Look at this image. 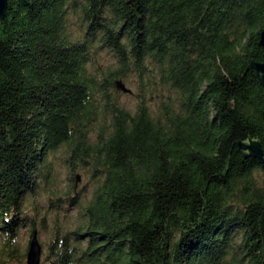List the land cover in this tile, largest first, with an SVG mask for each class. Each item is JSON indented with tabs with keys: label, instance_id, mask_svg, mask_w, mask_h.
I'll return each instance as SVG.
<instances>
[{
	"label": "trees",
	"instance_id": "trees-1",
	"mask_svg": "<svg viewBox=\"0 0 264 264\" xmlns=\"http://www.w3.org/2000/svg\"><path fill=\"white\" fill-rule=\"evenodd\" d=\"M263 29L264 0H7L6 246L17 249L25 200L63 149L70 168L90 166L95 181L78 204L79 229L53 231L52 264H264V164L238 145L258 139L264 157V82L248 66L263 59ZM103 50L116 62L92 73ZM129 76L141 84L134 112L117 87ZM151 81L168 93L154 107ZM35 230L32 222L30 237Z\"/></svg>",
	"mask_w": 264,
	"mask_h": 264
},
{
	"label": "rangeland",
	"instance_id": "rangeland-1",
	"mask_svg": "<svg viewBox=\"0 0 264 264\" xmlns=\"http://www.w3.org/2000/svg\"><path fill=\"white\" fill-rule=\"evenodd\" d=\"M75 17L70 18L71 26L69 30L74 34H79V23ZM114 55L109 50L100 51L98 54V63H90L91 72L97 71V66L102 71L113 67L115 64ZM124 88L121 89L120 102L130 111L134 112L137 105L138 91L141 84L134 76L123 79ZM159 89V88H158ZM130 90V91H129ZM146 93L150 98L149 105L154 107V100L158 101L168 95L166 91L156 89L154 81L146 85ZM63 149H59L49 155L47 160L48 168L51 174L48 181L42 183L41 189L37 195L28 196L23 207V214L26 215V224L19 228L16 239V250L9 249L3 236H0V263L4 264H26L27 251L30 244V228L32 222L38 230V240L42 247L40 264H52L45 258L47 248L52 240L53 231L60 228L64 232H72L81 224L79 212V203H87L92 195L94 186V177L91 167L80 166L70 168L66 163V155ZM257 177L262 181V172H257ZM76 196V198H74ZM81 250L86 247V242L81 244ZM4 259V261H2ZM77 264H87L82 259Z\"/></svg>",
	"mask_w": 264,
	"mask_h": 264
},
{
	"label": "water",
	"instance_id": "water-1",
	"mask_svg": "<svg viewBox=\"0 0 264 264\" xmlns=\"http://www.w3.org/2000/svg\"><path fill=\"white\" fill-rule=\"evenodd\" d=\"M7 7V0H0V21L5 16V11ZM259 43L262 47H264V29L260 32V40ZM248 66H253L255 68V75L258 80L263 83L264 82V54L262 61L254 62L253 60L250 61ZM118 89H123L126 91L127 89L124 88L123 84H117ZM128 91V90H127ZM130 91V90H129ZM239 149L244 156H258L261 158L264 164V157L262 154V150L260 147V142L258 139H252L249 136L245 140L238 141ZM42 253V247L38 240V232L37 230L34 231L29 248L27 251V261L26 264H40V258Z\"/></svg>",
	"mask_w": 264,
	"mask_h": 264
}]
</instances>
